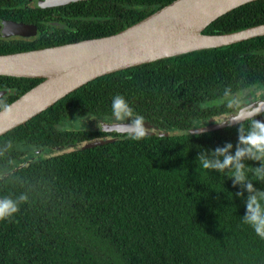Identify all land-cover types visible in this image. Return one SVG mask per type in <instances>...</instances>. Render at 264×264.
Wrapping results in <instances>:
<instances>
[{"label":"trees","instance_id":"obj_1","mask_svg":"<svg viewBox=\"0 0 264 264\" xmlns=\"http://www.w3.org/2000/svg\"><path fill=\"white\" fill-rule=\"evenodd\" d=\"M22 1L27 0H0V17L10 16L6 6ZM96 1L102 0L60 8L88 14ZM132 1L148 9L126 25L108 31L105 22L93 21L90 29L63 31L64 38L48 36L39 22L46 21V8L16 9L12 18L34 23L40 36L33 42L0 40V54L113 34L155 11L152 5L171 0ZM261 23L264 0H257L220 16L203 33ZM259 50L264 36L106 74L0 136V198L18 205L12 216L0 219V264H264V239L244 222L251 195L245 184L264 190V179L252 171L260 161L242 158L245 180L239 183L231 166L221 171L200 164L201 156L222 162L214 150L226 143L232 145L227 154H234L238 129L246 128L248 119L198 134L141 135L44 156L51 148L106 135L87 125H65L71 118L117 119L110 110L117 94L131 109L117 122L132 118L166 131L208 125L211 116L228 109L208 103L249 86L264 87ZM40 81L0 76V89L14 92L0 99L9 104ZM253 118L264 120V112Z\"/></svg>","mask_w":264,"mask_h":264},{"label":"water","instance_id":"obj_2","mask_svg":"<svg viewBox=\"0 0 264 264\" xmlns=\"http://www.w3.org/2000/svg\"><path fill=\"white\" fill-rule=\"evenodd\" d=\"M82 0H30L21 8H47ZM257 0H173L124 29L95 38L70 43L0 54V76L40 79L41 81L9 103L11 111L0 110V136L25 124L57 101L84 84L106 74L194 51L219 48L264 36V23L222 34H205L204 29L229 11ZM33 27L22 22L0 19V40L33 42L38 35ZM264 54V50L256 51ZM12 89H0V98L12 95ZM247 88L223 97L238 98ZM237 93H241L237 96ZM216 101H219L217 99ZM259 109V111H256ZM264 112V99L239 110L209 118L210 124L197 128L166 131L139 120L104 121L86 117L90 129L107 133L78 143L48 150L52 157L83 150L128 137L133 122L138 121L141 135L181 136L198 134L234 125ZM213 117L223 120L216 123ZM116 134V135H113ZM34 158L13 170L36 161ZM8 174L5 173L4 176ZM3 177V176H1Z\"/></svg>","mask_w":264,"mask_h":264},{"label":"clouds","instance_id":"obj_3","mask_svg":"<svg viewBox=\"0 0 264 264\" xmlns=\"http://www.w3.org/2000/svg\"><path fill=\"white\" fill-rule=\"evenodd\" d=\"M12 90H9V94ZM260 94H264V89L259 90ZM227 94V93H226ZM241 93H237L239 96ZM234 103L236 100L234 99ZM0 110L4 115H8L11 111L10 105L4 100L0 99ZM111 113L118 119L127 116L131 113V109L123 96L117 94L111 98L110 103ZM256 111H259L257 109ZM216 123H222L223 120L213 117ZM142 128L139 122H133L131 130L128 132V137L131 139L141 138ZM238 146L234 154H227L228 150L232 148L230 143H226L222 148H216L214 155L223 156V161L208 160L201 156L200 164L204 169L215 168L224 170L231 166L234 183L243 182L245 180V165L241 163L242 158L260 161V165L252 169L257 179H264V120H255L253 117L248 118V126L238 129ZM247 192L251 193L248 196L245 207L246 214L244 222L248 224L253 231L261 239H264V190H255L251 183L245 184ZM239 195V193H237ZM25 197L21 196L23 201ZM18 210L17 202L9 198H0V219H5L12 216Z\"/></svg>","mask_w":264,"mask_h":264},{"label":"flooded vegetation","instance_id":"obj_4","mask_svg":"<svg viewBox=\"0 0 264 264\" xmlns=\"http://www.w3.org/2000/svg\"><path fill=\"white\" fill-rule=\"evenodd\" d=\"M82 1H91V0H82ZM82 1H79V2H82ZM172 1L173 0H171L170 2ZM28 2H30V0H27L25 2L22 1L21 3L16 4L14 6H6L5 8L11 12L9 13L10 16L0 17V19L9 20L13 22H21L19 20L12 18L14 15L13 12L16 9L33 10V9H27V8L20 7ZM74 3H78V2H74ZM162 5L163 4L161 3L154 4L151 6V8L159 9L162 7ZM62 6L64 7L65 5L47 7L46 8V21H39L40 23L46 25V33L48 36H51L52 38H64L65 36H64L63 31H67V32L71 31L74 33H78V30L80 28L90 29V26L92 25L90 22H93V21L105 22L102 24L104 25L105 30H108V31L114 28H120L121 26L126 25L130 21L131 18L133 17L135 18L137 15H139V13L148 9V7L145 4L133 2L132 0H102L100 2L96 1V3L90 5V8H89L90 12H88V14H69L65 9L60 8ZM1 8L3 7L0 6V9ZM34 9H44V8H34ZM27 24L33 27L32 28L33 31L38 35V38H39L40 33L36 25L34 23H27ZM124 28L125 27L119 29L118 31ZM1 41L11 42V41H19V40H1ZM259 88L264 89L263 86H249L247 88L248 91L243 96H240L238 98H227L226 101H223L222 99H219V101L215 100L211 104L208 103V105L221 106L222 104H225V106L228 109L226 111L220 112L219 114L239 110L241 108H244L248 105L254 104L264 99V94L259 93V90H260ZM234 99L236 100L235 103L233 102ZM84 119L81 120L84 122L83 126L87 125ZM132 120L134 119L130 118L128 122H131ZM108 121H118V118L109 119ZM207 124H210L209 119H208Z\"/></svg>","mask_w":264,"mask_h":264},{"label":"rangeland","instance_id":"obj_5","mask_svg":"<svg viewBox=\"0 0 264 264\" xmlns=\"http://www.w3.org/2000/svg\"><path fill=\"white\" fill-rule=\"evenodd\" d=\"M81 120V118H71L70 120H68L67 125L65 126L70 128H81L84 124V122Z\"/></svg>","mask_w":264,"mask_h":264}]
</instances>
